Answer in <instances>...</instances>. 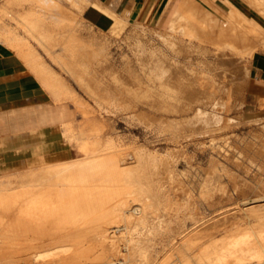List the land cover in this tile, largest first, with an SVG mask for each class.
I'll list each match as a JSON object with an SVG mask.
<instances>
[{
  "label": "rangeland",
  "instance_id": "1",
  "mask_svg": "<svg viewBox=\"0 0 264 264\" xmlns=\"http://www.w3.org/2000/svg\"><path fill=\"white\" fill-rule=\"evenodd\" d=\"M54 1L58 5L60 4V11L62 12L61 14H63L62 17L64 16L63 18L66 21L68 20V24L65 22L63 25V31L66 30V33L71 31L79 36L78 38L81 40L82 48L91 47L93 50L95 48V50L98 49V51L94 50L99 55L94 58L93 63H86L85 60L84 62L82 60V63L89 68H87V72L89 70L88 74L93 80L94 88H96L99 94L105 97L107 102L99 106L96 99L93 97L91 98L88 91L86 92L87 89H85V87H81L82 85L75 81L64 69L61 67L60 69L56 62L51 61L52 57L49 56L42 47H38L33 41H31V44L41 54L45 63L58 75L63 77L71 88L77 91L79 96L85 101V104L88 105V108L92 110L90 115L91 123L100 127V132L96 134V137L100 140L104 137L102 140L113 139L116 141L115 143L119 149L118 154L121 155V151L123 156L121 155L120 157H123L124 164L132 163L131 166L133 168L135 167L133 169L135 172L132 171L133 174L131 173L132 176L130 175L132 179H130L133 180L136 185L139 184L137 187L142 189V195L150 196L143 199L142 202L145 200V204L147 203V205L154 206L152 209L151 207L148 208L149 210L147 209L149 223L148 228L145 229L146 231L144 230L145 233L143 234V237L145 236L144 238L148 240L146 244L149 256L148 264L180 263L177 262L179 261L178 251L172 250V247H170L171 245L167 242L168 235L170 234L171 237L173 233H165L167 235L163 233L161 237H159L160 239L158 238V240H156V238L154 240L149 231L153 222L152 219L154 218H152V216L158 214L162 215L164 208H158V206L165 205L166 202L169 203V201H171L170 203L172 204L188 205V207H190L189 211H187V207L185 210L186 212H183V217L186 219L185 224H188L187 227L189 228L194 224L195 221L192 217L194 215V217L197 219L199 218L201 222L207 221L206 224L212 223L217 226V228L214 229L216 236H223L227 232V229L233 230L234 228L235 230L238 225L240 228H243V226L247 227L249 221V224L254 221L255 218L251 216L254 215V213L250 212V205L252 204L255 208L258 206L260 209L258 208L255 210H260L261 214H259L263 215L264 106L256 107L249 105L247 103V92L251 79L252 59L256 53H264V39L263 41L262 39L260 40L259 50H255L253 56H248L247 54L239 55L229 50L219 52L215 46L209 42L202 43L198 39H189L186 36L184 26L171 23V20L174 19L172 14L174 10V1L170 3L167 8L160 6L154 14L148 15L144 19L117 21L114 29L99 31L86 22L83 17L84 10L88 5V0ZM196 1L200 5L208 8L213 16L222 20V22L218 24L219 27H228L225 22L227 18L226 12L220 14L218 10L212 9L202 0ZM240 1L247 7V11H252L257 15L261 14L259 12L263 9L264 2L261 6H259L258 3H262L264 0H260L257 3V0H249L253 3H248L247 0ZM256 4L258 8L261 9H259V12L255 9L257 7L254 5ZM235 8L244 14L250 21L259 23V25L264 28L263 10V16L260 15L262 17H251L246 10L238 7ZM228 10L231 12L232 8ZM1 16L4 17L2 14ZM4 18L5 23L9 22L10 24H15V27L21 29V26L19 24L17 25L10 17ZM70 27H74L76 30L73 28L70 30ZM173 27L176 28V32ZM72 29L74 31H72ZM18 32L25 33V31ZM84 43L86 46H84ZM201 44L204 46H200ZM182 47L186 48L183 49ZM182 49L184 51H182ZM54 52H60V48L58 46L55 47ZM198 52H200V54ZM192 73L197 75L199 73V75L204 73L203 75L205 78L212 79L211 81L215 82L213 83L217 91L211 90L212 92L209 91V93L206 92V90L203 91L195 87L192 83ZM153 82H155V85H162L163 89H165L170 96L166 95L161 87L159 90V87L153 88ZM193 86L195 88H193ZM197 89L200 90L198 91ZM122 92L124 94H122ZM170 92L173 95H171ZM68 104L72 107L74 112L73 123L76 129V136L74 139L76 140L78 138L76 142L79 148V145L87 137L81 132L82 125H84V118L80 109L77 108L74 102H68ZM65 139L73 149L70 158L77 159L81 157L75 140L73 139V141H71L67 135H65ZM143 155L145 158H143ZM146 158L148 160L150 159L149 163ZM153 158L154 162L152 161ZM142 159L144 161H142ZM137 160L138 163L140 161V167ZM144 163L147 164L145 165ZM141 164L144 165L141 166ZM156 165H159V168ZM145 166L147 169L144 168ZM137 168L140 169V171ZM145 169L146 172H144ZM23 171L25 170L19 173ZM135 173L136 175H134ZM137 173H139L140 176ZM145 173L147 174L145 175ZM150 174H153L152 178ZM147 176H150V179L147 178ZM146 180H148V182ZM153 184L159 187L153 186ZM151 192L154 195H152ZM163 193L166 195H163ZM168 194L171 197L168 196ZM157 198L165 200L162 201V199L158 200ZM150 212L151 215H149ZM236 223L238 224L235 225ZM123 224L124 223L121 225L125 226V224ZM173 228L177 229V225H174ZM190 228H192V226ZM122 232H117L116 234H119V236L127 235H124L126 230H122ZM136 235H139V233ZM177 239L180 238L177 237ZM5 240L6 239L2 238L0 240V253H13L12 256L14 255L15 259L18 260V262L16 260V264H33V262L25 258L32 256L30 252H39L41 254L43 252V254H48L52 249L57 251L62 250L58 245V247L56 245L50 246L51 244L49 243H51V239L46 237L42 238L43 243L41 239H39L38 242L37 240L34 241L37 243L35 244L37 245L35 246L37 247L36 249L34 247L30 249V247L26 246V243L29 242L27 239L6 240V242ZM169 240H171V238ZM11 243L13 247H10L12 245ZM38 243L40 246H38ZM124 248V246H120L123 254H127L128 252L126 248ZM95 251L98 252L99 250L95 249ZM26 252L27 254H25ZM169 255L171 259L165 261V259H167L166 256ZM52 256L67 257L70 255L62 253L60 255H47L48 258L45 257L46 259H49V257L51 259ZM135 258L136 256L133 257V259ZM46 259H44L45 261L41 259L38 260L39 262L34 261V264L46 263L48 261H46ZM50 259L49 261H52V259ZM121 262L124 263L125 260L122 258Z\"/></svg>",
  "mask_w": 264,
  "mask_h": 264
},
{
  "label": "bare ground",
  "instance_id": "2",
  "mask_svg": "<svg viewBox=\"0 0 264 264\" xmlns=\"http://www.w3.org/2000/svg\"><path fill=\"white\" fill-rule=\"evenodd\" d=\"M202 1L212 9L218 10L220 14L225 13V10L215 5L212 0ZM247 1L248 3L250 2L249 0ZM258 1L260 0H257L256 3ZM33 2L36 3V9L18 14L16 17L10 16V18L14 20L17 25L19 24L21 26V28L25 31V34L32 39L38 47H42L44 51L52 57L51 61L56 62L59 65V68L61 67L64 69L75 81L82 85L81 87H85V89H87L86 92L88 91L91 98L93 97L96 99L99 106L105 104L107 100L103 95L97 92L96 88H94L92 82L93 80L88 74L89 70L87 72L88 67L82 63V60L83 62L85 60L86 63H93L94 58L99 55L95 52L98 51V49L95 50V48L94 51L91 47L82 48L81 40L78 38L79 36L75 35L74 32L71 31H68V33H66V30V32L63 31V25L65 22L68 24V20L66 21L63 18L64 16L62 17L63 14H61L62 12L60 11V4L58 5L56 2H52L50 0H33ZM263 2L264 1H262V3H258V5L261 6ZM18 3L19 1L16 0L15 4ZM258 5H254L257 8L253 6L251 7L255 8L259 12L261 9L258 8ZM178 7L179 9L174 16V19L172 18L173 20L171 23L184 26L186 36L189 39H198L202 43L209 42L215 46L219 52L229 50L239 55L247 54L248 56H253L254 51L259 50L260 40L262 39L263 41L264 39V28H262L259 23H253L250 21L244 14L232 5V11L229 12L230 14L226 12L227 18L225 22L228 25L227 28L219 27L218 24L222 22V20L213 16L208 8L200 5L196 0H183ZM262 10L264 13V4ZM262 10L259 12L261 13L260 15H262ZM5 14L8 15L7 13ZM71 28L75 29L74 27H70L69 29L71 30ZM73 29L72 31H74ZM174 31H177L176 28H174ZM0 37L8 41V43L12 45L11 47L15 52L20 51L25 58L28 59L32 57L41 61L39 63L37 62L36 65L33 66V70L42 77V82L45 87L51 91L52 95L58 99V101H72L75 103L77 108L80 109L84 118V125H82L81 132L83 135L87 136L78 148L76 142L78 138L76 140L74 139L76 136L75 127L71 123L65 125L64 134L66 133L65 135H67L71 141H73V139L75 140V144L81 153V157L47 165L40 169L27 171L18 176L0 178V240L1 238L6 240L27 239L29 242L26 243V246L30 247V249L33 247L36 249L37 247L35 246L37 245L35 244L37 243L34 241L37 240L38 242L39 239L42 240V238L46 237L51 239V243H49L51 244L50 246L58 245L62 248L61 251L52 249L48 254H43V252L42 254L39 252H30L32 256L25 258L26 260L33 262V264L40 259H46L47 255H60L62 253L70 256H52V261H49V257V259H46V261L48 260L49 262L47 261L46 263H41L148 264L149 256L146 246L148 240L147 238H144L145 236L143 237V234L146 231L145 229L148 228L149 223L148 208L151 207L152 209L154 206L147 205V203L145 204V200L142 202L143 199L150 196L142 195V189L137 187L139 184L136 185V183L131 180V173L135 167L133 168L131 166L132 163L124 164L123 157H120L122 155L121 151V155L118 154L119 149L115 143L116 141L113 139L102 140L104 137L100 140L96 137V134L100 132V127L91 123L90 115L92 110L88 108V105L85 104V101L79 96L77 91L71 88L69 83L63 77L58 75L53 69H51V67H49L48 64L41 60V55L31 44L30 39L17 32L14 28L3 23L0 24ZM57 46L60 48V52L55 53L54 48ZM84 46H86V44ZM200 46L204 45L201 44ZM183 49L182 51H184ZM198 53L200 54V52ZM192 74L191 78H193V80H191L195 87L200 88L203 91L206 90V92L216 90L214 87L215 82L213 81V83L211 81L212 79L210 80L205 78L203 75L204 73L201 75ZM155 82H153V84ZM194 86L193 88H195ZM154 87H159L158 90L161 87L163 92L170 96V94L163 89L162 85L154 84L153 88ZM122 94L124 93L122 92ZM171 95L173 94L171 93ZM143 158H145L144 155ZM142 161L144 160L142 159ZM152 161L154 162V158ZM139 163L138 165L140 167ZM143 165L141 164V166ZM144 168H146V166ZM146 169L144 172H146ZM138 170L140 171V169ZM146 174L147 173H145V175ZM153 174H150L151 178ZM134 175H136V173ZM149 177L147 176V178ZM146 181L148 182V180ZM154 185L157 186L156 184H153V186ZM164 194L165 193H163V195ZM168 196L170 195L168 194ZM164 200L162 199V201ZM170 202L171 201H169V203L166 202L165 205L158 206V208L163 207L164 212L162 210V215L158 214L152 216V218H154H151L153 222L149 231L154 240L156 238V240H158L163 233H173L171 237L170 234L168 235L171 240H169V237H166L169 240H167V242L171 245L170 247H172V250H177L179 253V261H177L178 263L180 262L179 264H264V214L260 215L261 211L255 210L259 208L258 206L255 208L253 204L250 205V212L254 213V215L251 216H253L255 220L250 224V221H246L248 222L247 227L243 226V228H240L238 225L235 230L234 228L233 230L227 229V232L223 236H216L214 229H216L217 226L212 223L206 224L207 221L201 222V220L199 218H195L194 215L192 217L195 222L191 225L192 228H190L191 226L188 228V224H185L186 219L183 217V212L187 209L188 205L177 203L172 204ZM189 208L190 207H188L187 211H189ZM255 212L258 213L256 214ZM149 215H151V212ZM122 223H124L125 226H122ZM237 224L238 223L235 225ZM174 225H177V229L173 228ZM122 230H126V233L124 234H127L126 236L121 235L123 233ZM117 232H122L120 234L121 236H119V234L117 235ZM137 233H139V235H136ZM177 237L180 239H177ZM38 246H40V244ZM120 246H124L128 253L123 254ZM10 247H13V244ZM95 249L99 251L97 252ZM12 254L13 253H0V264H16L15 262L17 259H15V256L13 255V257ZM25 254H27V252ZM135 256L136 258L133 259ZM166 257L167 259H165V261L171 259L170 255ZM122 258L125 260L124 263L121 262Z\"/></svg>",
  "mask_w": 264,
  "mask_h": 264
},
{
  "label": "crops",
  "instance_id": "3",
  "mask_svg": "<svg viewBox=\"0 0 264 264\" xmlns=\"http://www.w3.org/2000/svg\"><path fill=\"white\" fill-rule=\"evenodd\" d=\"M17 1L18 4H15L16 0H0V24L18 32L24 30L5 23L4 17H16L37 6L33 0ZM173 1L174 18L183 0H88L83 17L97 30L109 31L117 21L144 19L160 6L167 8ZM212 1L227 13L231 5L247 9L240 0ZM247 12L251 17H262ZM20 34L30 39L25 33ZM11 46L0 37V178L73 159L70 158L73 149L64 134L65 125L71 123L74 126V112L68 104L72 101H58L33 70V66L41 61L32 57L27 59ZM251 66L247 103L264 106V53H256ZM22 170L25 171L19 173Z\"/></svg>",
  "mask_w": 264,
  "mask_h": 264
}]
</instances>
